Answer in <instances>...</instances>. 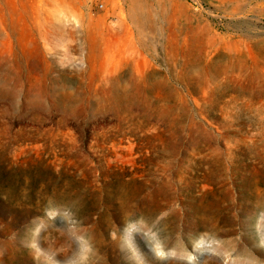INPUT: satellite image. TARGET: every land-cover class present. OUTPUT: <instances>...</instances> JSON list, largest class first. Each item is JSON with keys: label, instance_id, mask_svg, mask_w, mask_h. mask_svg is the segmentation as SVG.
Wrapping results in <instances>:
<instances>
[{"label": "rangeland", "instance_id": "rangeland-1", "mask_svg": "<svg viewBox=\"0 0 264 264\" xmlns=\"http://www.w3.org/2000/svg\"><path fill=\"white\" fill-rule=\"evenodd\" d=\"M262 241L264 0H0V264Z\"/></svg>", "mask_w": 264, "mask_h": 264}, {"label": "snow or ice", "instance_id": "snow-or-ice-1", "mask_svg": "<svg viewBox=\"0 0 264 264\" xmlns=\"http://www.w3.org/2000/svg\"><path fill=\"white\" fill-rule=\"evenodd\" d=\"M262 243H264V241H262ZM157 252H158V254L161 255V256L164 255L163 252H160V251H159V246H157ZM188 259L191 260V259H193V258H192V257H188Z\"/></svg>", "mask_w": 264, "mask_h": 264}]
</instances>
